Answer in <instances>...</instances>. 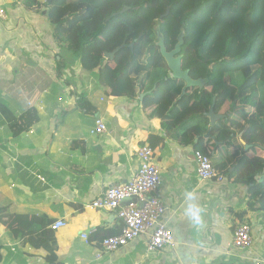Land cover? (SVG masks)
I'll list each match as a JSON object with an SVG mask.
<instances>
[{"label": "crops", "instance_id": "1", "mask_svg": "<svg viewBox=\"0 0 264 264\" xmlns=\"http://www.w3.org/2000/svg\"><path fill=\"white\" fill-rule=\"evenodd\" d=\"M0 7L10 16L0 22V207L9 214L45 216L52 230L57 221L66 222L65 228L54 230L56 264H252L254 256L264 259V212L247 216L251 250L240 252L232 244L233 212L247 208L246 185L225 176L223 183L201 180L195 147L180 144L176 134L144 112L146 94L136 100L108 96L97 71L62 55L44 7L28 9L22 0H0ZM60 57L67 64L62 78L56 74ZM82 97L90 103L86 111L79 104ZM30 108L38 110L39 123L15 136L10 125ZM217 115L223 120L229 113ZM97 118L103 119L107 133L93 137ZM210 123L206 132L202 127L203 135H194V144L211 137H206ZM151 135L162 139L154 149L161 176L156 195L166 208L162 221L177 247L150 253L145 238H138L97 260L101 242L119 235L122 224L113 213L91 209V202L130 179L139 165L136 152L150 145ZM190 192L203 209L199 225L185 212ZM0 239L2 264H50L47 252L21 245L2 224Z\"/></svg>", "mask_w": 264, "mask_h": 264}, {"label": "trees", "instance_id": "2", "mask_svg": "<svg viewBox=\"0 0 264 264\" xmlns=\"http://www.w3.org/2000/svg\"><path fill=\"white\" fill-rule=\"evenodd\" d=\"M22 1L28 9L45 8L56 47L75 54L85 70L97 71L105 94L130 100L146 94L141 106L150 118L160 120L180 144L208 156L220 175L248 187L247 208L233 212V232L251 225L249 213L264 212V180L256 179L264 176V0ZM157 26L169 52L185 32L182 68L193 80H207L202 89L171 78L157 46ZM66 67L60 57L57 77ZM79 104L85 111L90 105L83 97ZM212 107L215 114L229 115L209 139L194 144V135L208 129ZM39 121L38 110L30 108L10 129L17 136ZM149 141L156 149L162 139L151 135ZM246 145L251 149L245 151ZM0 224L13 240L44 250L56 264L59 247L45 216L9 214L0 207ZM2 249L0 239V264Z\"/></svg>", "mask_w": 264, "mask_h": 264}, {"label": "built area", "instance_id": "3", "mask_svg": "<svg viewBox=\"0 0 264 264\" xmlns=\"http://www.w3.org/2000/svg\"><path fill=\"white\" fill-rule=\"evenodd\" d=\"M9 17V11L0 7V22L8 21ZM105 133L106 124L103 119L97 118L91 136L97 137ZM136 157L139 162L138 169L130 179L111 187L91 202V209L113 213L122 224L119 235L108 237L101 242L97 260L102 258L103 253L123 248L138 238H145L150 253L177 247L173 232L162 221L166 208L156 195L161 185V176L155 162V151L150 145H144L137 150ZM194 159L201 180L217 183L225 181V177L215 170L208 156L195 152ZM129 199H133V202L124 204L125 200ZM66 226V222L60 220L54 223L52 228L57 231ZM83 238L89 242L88 234H84ZM232 244L240 252L250 251L253 245L251 225L239 226L233 233ZM250 261L252 264H264V259L257 256L252 257Z\"/></svg>", "mask_w": 264, "mask_h": 264}, {"label": "water", "instance_id": "4", "mask_svg": "<svg viewBox=\"0 0 264 264\" xmlns=\"http://www.w3.org/2000/svg\"><path fill=\"white\" fill-rule=\"evenodd\" d=\"M52 0H48L47 3L50 4ZM129 8L125 7L121 13H124L125 11H127ZM169 14V10L167 11V13L162 17H166ZM155 34L157 36V46L160 48V53L162 55V57L164 58V60L166 61L168 68L170 70L171 73V78L173 79H178V80H183L186 83V87L187 88H193V87H197L202 89L205 84L207 83L206 79H198V80H193L188 71L183 70L182 68V55H181V51H182V46L184 45V38H185V32L182 31L181 34L178 37V43L175 47V49L173 51H167L166 47H165V39L164 36L160 30V27H155ZM115 55V53H112L110 55H107L106 58H113ZM145 96L142 95L141 98H143ZM215 98H214V103H215ZM209 118H210V124H211V129L209 130L208 134H207V138H209L211 136V132H212V128L214 127L215 123L217 121H219L221 118H223L224 116H219L217 114H215L213 107L211 108L210 112L206 114ZM251 147L250 146H246V150H249ZM264 151V149H263ZM259 177H257L258 179ZM264 180V176L261 177V181ZM133 202V199H129V200H125L124 204H129Z\"/></svg>", "mask_w": 264, "mask_h": 264}, {"label": "clouds", "instance_id": "5", "mask_svg": "<svg viewBox=\"0 0 264 264\" xmlns=\"http://www.w3.org/2000/svg\"><path fill=\"white\" fill-rule=\"evenodd\" d=\"M259 177V176H258ZM195 194L190 192L187 196V207L185 212L187 217L189 218L190 222L199 225L202 222V212L203 209L201 206L195 202ZM249 225V224H248Z\"/></svg>", "mask_w": 264, "mask_h": 264}, {"label": "rangeland", "instance_id": "6", "mask_svg": "<svg viewBox=\"0 0 264 264\" xmlns=\"http://www.w3.org/2000/svg\"><path fill=\"white\" fill-rule=\"evenodd\" d=\"M64 52V54H62V52H61V54L64 56H69L70 57V59H74V60H77V56L75 55V54H73V53H70V52H67V51H63ZM61 55V56H62ZM91 75H93V74H91Z\"/></svg>", "mask_w": 264, "mask_h": 264}]
</instances>
